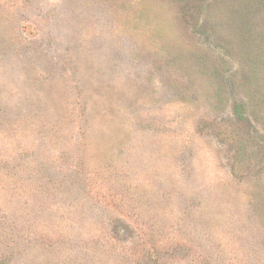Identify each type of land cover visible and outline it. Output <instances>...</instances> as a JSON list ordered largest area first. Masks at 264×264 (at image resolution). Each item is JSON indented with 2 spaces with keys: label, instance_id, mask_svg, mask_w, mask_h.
I'll use <instances>...</instances> for the list:
<instances>
[{
  "label": "rangeland",
  "instance_id": "obj_1",
  "mask_svg": "<svg viewBox=\"0 0 264 264\" xmlns=\"http://www.w3.org/2000/svg\"><path fill=\"white\" fill-rule=\"evenodd\" d=\"M0 264H264V0H0Z\"/></svg>",
  "mask_w": 264,
  "mask_h": 264
}]
</instances>
